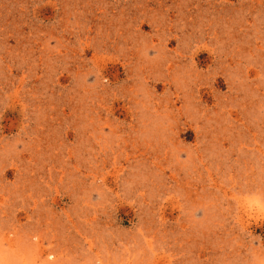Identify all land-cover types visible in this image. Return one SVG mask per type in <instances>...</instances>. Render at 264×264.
Here are the masks:
<instances>
[{
  "label": "rangeland",
  "instance_id": "obj_1",
  "mask_svg": "<svg viewBox=\"0 0 264 264\" xmlns=\"http://www.w3.org/2000/svg\"><path fill=\"white\" fill-rule=\"evenodd\" d=\"M0 264H264V0H0Z\"/></svg>",
  "mask_w": 264,
  "mask_h": 264
}]
</instances>
